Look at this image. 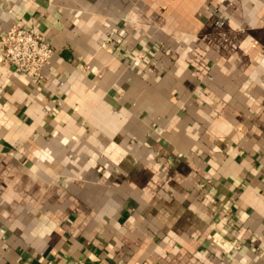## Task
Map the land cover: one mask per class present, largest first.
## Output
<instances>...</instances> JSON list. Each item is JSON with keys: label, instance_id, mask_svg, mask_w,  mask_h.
I'll return each instance as SVG.
<instances>
[{"label": "crops", "instance_id": "obj_1", "mask_svg": "<svg viewBox=\"0 0 264 264\" xmlns=\"http://www.w3.org/2000/svg\"><path fill=\"white\" fill-rule=\"evenodd\" d=\"M55 54L0 65V264H264V0H0Z\"/></svg>", "mask_w": 264, "mask_h": 264}, {"label": "built area", "instance_id": "obj_2", "mask_svg": "<svg viewBox=\"0 0 264 264\" xmlns=\"http://www.w3.org/2000/svg\"><path fill=\"white\" fill-rule=\"evenodd\" d=\"M54 54V48L41 33L19 25L12 26L0 37V65L10 64L38 84L44 82V69Z\"/></svg>", "mask_w": 264, "mask_h": 264}]
</instances>
